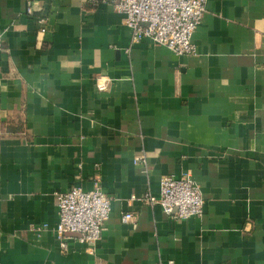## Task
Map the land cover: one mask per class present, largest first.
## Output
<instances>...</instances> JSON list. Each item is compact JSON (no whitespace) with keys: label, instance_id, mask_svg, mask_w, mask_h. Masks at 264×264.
<instances>
[{"label":"crops","instance_id":"1","mask_svg":"<svg viewBox=\"0 0 264 264\" xmlns=\"http://www.w3.org/2000/svg\"><path fill=\"white\" fill-rule=\"evenodd\" d=\"M193 42H133L110 2L0 0V264H264V0H208ZM183 174L202 216L131 200ZM97 177L102 236L62 250L56 193Z\"/></svg>","mask_w":264,"mask_h":264},{"label":"built area","instance_id":"2","mask_svg":"<svg viewBox=\"0 0 264 264\" xmlns=\"http://www.w3.org/2000/svg\"><path fill=\"white\" fill-rule=\"evenodd\" d=\"M91 1L94 5L110 2L118 12L123 13L133 42L151 40L168 47L179 56L197 52L193 34L203 19L208 0ZM33 11L34 3L29 1L26 12L31 14ZM96 86L98 90L104 91L108 88V80L100 79ZM131 200H142L152 206L160 205L174 220L200 217L205 212L206 204L200 185L188 174L180 177L164 176L160 179L158 196L147 192L140 197L133 195ZM56 203L58 221L54 232L60 248L67 250L68 241L77 233V240L94 251L112 212L111 197L104 190L101 178H95L89 190L74 186L57 192ZM132 218V213L122 215L125 222ZM43 227H47V224Z\"/></svg>","mask_w":264,"mask_h":264},{"label":"water","instance_id":"3","mask_svg":"<svg viewBox=\"0 0 264 264\" xmlns=\"http://www.w3.org/2000/svg\"><path fill=\"white\" fill-rule=\"evenodd\" d=\"M74 235H76V236H77V235H79V234H77V233H74Z\"/></svg>","mask_w":264,"mask_h":264}]
</instances>
